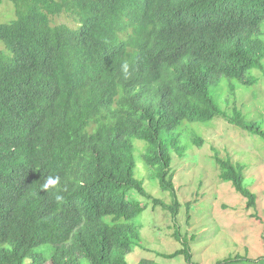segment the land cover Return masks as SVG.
<instances>
[{
  "label": "trees",
  "instance_id": "trees-1",
  "mask_svg": "<svg viewBox=\"0 0 264 264\" xmlns=\"http://www.w3.org/2000/svg\"><path fill=\"white\" fill-rule=\"evenodd\" d=\"M8 1L15 18L0 21V264H131L126 254L140 244L136 218L147 206L133 194L176 215L172 152L182 158L204 143L195 135L182 143L183 123L224 118L264 140L262 128L211 95L223 78L250 86L256 80L246 73L264 72V0ZM136 139L144 142L139 175L149 172L172 204L135 176ZM213 158L219 180L256 207L244 166ZM47 176L60 183L43 191ZM180 241L161 255L199 264ZM41 245L51 246L49 256Z\"/></svg>",
  "mask_w": 264,
  "mask_h": 264
},
{
  "label": "rangeland",
  "instance_id": "rangeland-1",
  "mask_svg": "<svg viewBox=\"0 0 264 264\" xmlns=\"http://www.w3.org/2000/svg\"><path fill=\"white\" fill-rule=\"evenodd\" d=\"M14 18L13 4L0 0V21ZM57 21L71 25L69 18L64 16ZM246 76L255 79L256 83L247 86L223 78L212 89L211 95L222 111L231 114L239 110L246 121L264 130V72L250 70ZM230 85L234 86L233 91ZM176 132L180 133L182 143L190 145L192 135L204 140L200 147L188 146L182 158L172 152L171 169L180 206L173 215L159 205L153 207L151 198L133 194V198L147 206L136 218L140 226V244L126 254V260L131 264H188L181 254L172 258L161 255L182 247L180 240L185 237L193 261L199 264H217L218 260L235 255L250 259L238 264H264V140L260 135L219 117L206 123L185 122ZM134 146L135 176L143 180V187L152 198L172 204L169 193L159 188L149 172L144 177L141 175L145 173L141 165L144 142L136 139ZM216 155L230 157L233 162L244 166L243 183L255 193L256 207L247 208L246 199L234 190L231 183L219 180L213 158ZM174 231H178L180 240ZM36 250L49 256L51 246L41 245ZM140 260L145 262L139 263ZM23 264H30V258H26ZM79 264L89 263L81 258Z\"/></svg>",
  "mask_w": 264,
  "mask_h": 264
},
{
  "label": "clouds",
  "instance_id": "clouds-1",
  "mask_svg": "<svg viewBox=\"0 0 264 264\" xmlns=\"http://www.w3.org/2000/svg\"><path fill=\"white\" fill-rule=\"evenodd\" d=\"M120 73L123 77V79L127 80L131 78V71H130V65L127 60H124L120 64ZM60 183V178L58 176H47L45 178V181L41 184V190L43 191H49L50 189L56 188ZM54 200L57 203H62L64 200V196L60 194L59 191L54 195Z\"/></svg>",
  "mask_w": 264,
  "mask_h": 264
}]
</instances>
